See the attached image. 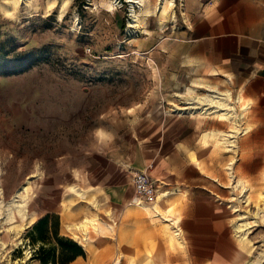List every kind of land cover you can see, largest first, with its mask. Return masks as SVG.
<instances>
[{"label": "rangeland", "instance_id": "1", "mask_svg": "<svg viewBox=\"0 0 264 264\" xmlns=\"http://www.w3.org/2000/svg\"><path fill=\"white\" fill-rule=\"evenodd\" d=\"M157 1L139 7L137 0H0V264H40L27 233L47 214L60 215L61 235L85 249L72 264H154L155 235L166 242L162 257L176 251L180 239L162 219H153L151 230L139 222L126 226L112 212L115 185L126 184V196L132 190L125 172L108 166L121 158L117 148L145 100L199 117L228 150L234 143H224L222 134L239 130L248 102L233 92L239 125L220 114L176 112L174 104H183L178 93L205 94L212 83L164 75L148 57L155 35L171 36L192 10L190 0H175L160 18ZM18 63L31 65L5 72ZM33 173L32 222L26 226L18 212L7 220L6 202ZM241 191L245 208L237 228L251 245L249 264H264V188ZM85 215L97 221L87 226V241L69 228ZM140 239L145 251L138 250Z\"/></svg>", "mask_w": 264, "mask_h": 264}, {"label": "crops", "instance_id": "2", "mask_svg": "<svg viewBox=\"0 0 264 264\" xmlns=\"http://www.w3.org/2000/svg\"><path fill=\"white\" fill-rule=\"evenodd\" d=\"M188 5L184 25L169 37L155 35L146 54L164 75L179 79L183 73L211 82L207 89L235 92L248 102L246 116L228 150L217 146L199 117L145 100L128 140L117 148L121 158H111L108 166L109 172H125L132 190L126 196V184L115 185L120 197H113L117 207L111 210L126 226L139 222L154 230L152 220L162 219L174 236L181 233L176 251L166 257V242L155 235L154 264H249L251 245L237 226L245 208L241 189L264 188V0ZM132 171L146 172L157 184L149 209L129 203L135 194ZM138 241V250L145 251Z\"/></svg>", "mask_w": 264, "mask_h": 264}, {"label": "bare ground", "instance_id": "3", "mask_svg": "<svg viewBox=\"0 0 264 264\" xmlns=\"http://www.w3.org/2000/svg\"><path fill=\"white\" fill-rule=\"evenodd\" d=\"M137 4L139 7H141L142 4H144V0H137ZM175 5H176L175 0H158L157 5H156V10L159 12L160 18L165 19V17H167V14H169L170 10ZM136 17H139V16L136 15ZM137 21H139V19ZM192 92H193V90L191 88H189L185 93H178L177 94V97H179L180 99H183V104H181V105L180 104H174L175 110L177 113L178 112H184L185 110L189 109L191 111L190 113L197 112V113H200L203 115L220 114V115H223L226 119L232 120V122L234 124L238 123L237 120H238L239 114H237V112L235 111L236 107L234 106L235 103L233 102L234 97H233L232 91H230V90L218 91V90L208 88L207 93H205V94L193 95ZM242 107H244V106H242ZM248 107L249 106L247 105L244 109H248ZM232 131H230V132H232ZM222 136L224 139V141H223L224 143L225 142L231 143V144L234 143V140H233L234 134L233 133H224V134H222ZM36 177H37V174H35V173L28 176L26 181L16 190V192L14 193L12 198L8 202H6V205L8 206V212H7V218H6L7 220L13 221V219L15 218V213L18 212V214L21 217L26 219V223H25L26 226L28 225V223L30 221L32 222V219L29 218L28 202L30 199L29 193L32 189L33 181L36 180ZM69 187L74 192H76V194H83L84 190L82 188L77 187L75 185H70ZM0 190H2V189L0 188ZM168 194H169L168 192H165L162 195H164V197H165ZM1 203H2V201H0V204ZM129 203H133V199L131 201H129ZM139 205L146 206L147 209H149V203H147V202H141ZM87 215H85L86 218H84V220H81V222L79 224H75L74 226L71 224L69 225V228L75 227V229H80L81 231H83V233L85 235L84 240H86V241L88 239L87 238V233H88V231H87L88 227L87 226H89V225L95 226L96 225V223H95L96 219L94 217L93 218L87 217ZM23 228H25V227L23 226ZM20 234H21V232H20ZM18 235H19V233H18ZM175 235L177 237H181V233L179 231L176 232ZM20 243H22L21 238L18 239L17 244H20ZM117 262H118V260H117Z\"/></svg>", "mask_w": 264, "mask_h": 264}, {"label": "trees", "instance_id": "4", "mask_svg": "<svg viewBox=\"0 0 264 264\" xmlns=\"http://www.w3.org/2000/svg\"><path fill=\"white\" fill-rule=\"evenodd\" d=\"M24 62V61H22ZM25 63L13 65L6 73L15 72ZM31 63L25 64L29 67ZM31 245L37 246L34 258L40 264H71L79 257H85L83 246L76 240L61 235V219L58 214H47L40 218L27 233Z\"/></svg>", "mask_w": 264, "mask_h": 264}, {"label": "built area", "instance_id": "5", "mask_svg": "<svg viewBox=\"0 0 264 264\" xmlns=\"http://www.w3.org/2000/svg\"><path fill=\"white\" fill-rule=\"evenodd\" d=\"M132 184L135 194L133 203L139 205L141 202L152 201L157 195V184L144 171H132Z\"/></svg>", "mask_w": 264, "mask_h": 264}]
</instances>
